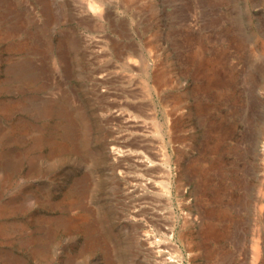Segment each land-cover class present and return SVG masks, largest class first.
Returning a JSON list of instances; mask_svg holds the SVG:
<instances>
[{
	"label": "rangeland",
	"instance_id": "obj_1",
	"mask_svg": "<svg viewBox=\"0 0 264 264\" xmlns=\"http://www.w3.org/2000/svg\"><path fill=\"white\" fill-rule=\"evenodd\" d=\"M263 172L264 0H0V264H264Z\"/></svg>",
	"mask_w": 264,
	"mask_h": 264
},
{
	"label": "bare ground",
	"instance_id": "obj_2",
	"mask_svg": "<svg viewBox=\"0 0 264 264\" xmlns=\"http://www.w3.org/2000/svg\"><path fill=\"white\" fill-rule=\"evenodd\" d=\"M17 30V29H16ZM97 41V40H96ZM98 41H100V40H98ZM29 46V45H28ZM98 46V45H97ZM101 47V46H100ZM114 47V46H113ZM27 48V47H26ZM94 48V47H93ZM96 48V47H95ZM124 50V49H123ZM99 52V51H98ZM106 52V51H105ZM104 52V53H105ZM118 52V51H117ZM125 52V51H124ZM92 53V52H91ZM102 53V52H101ZM120 54V53H119ZM132 55V54H131ZM97 56V55H96ZM92 58H93V56H92ZM120 58V57H119ZM121 60V59H120ZM122 60H123V58H122ZM115 61V60H114ZM94 62V61H93ZM124 62V61H123ZM24 63V62H23ZM130 63V62H129ZM132 63V62H131ZM130 63V64H131ZM95 64V63H94ZM122 64V63H121ZM108 65V64H107ZM113 65V64H112ZM124 65V64H123ZM125 66V65H124ZM128 66V65H127ZM132 66V65H131ZM22 67H24V66H22ZM104 67V66H103ZM25 70V69H24ZM29 70V69H28ZM97 70V69H96ZM95 70V71H96ZM115 70V69H114ZM113 70V71H114ZM94 71V72H95ZM114 73V72H113ZM128 73V72H127ZM126 73V74H127ZM109 74H110V72H109ZM104 75V74H103ZM120 75V74H119ZM105 76V75H104ZM103 76V77H104ZM127 76V75H126ZM88 77V76H87ZM122 77H124V76H122ZM127 79V78H126ZM92 80V79H91ZM96 80V79H95ZM99 80V79H98ZM100 80H102V79H100ZM117 80V79H116ZM123 80H125V79H123ZM133 80V79H132ZM105 81V80H104ZM126 81V80H125ZM24 82V81H23ZM116 82V81H115ZM122 82V81H121ZM133 82V81H132ZM93 83V82H92ZM102 83V82H101ZM100 82H98V81H95V83H94V86H95V91L97 92V93H99L100 91V88H99V86H100V84H101ZM25 84V83H24ZM132 84V83H131ZM60 84H58V86H59ZM122 84H120V86H121ZM130 85V84H129ZM132 85H134V84H132ZM151 85V84H150ZM62 86V85H61ZM23 87V86H22ZM130 87H131V85H130ZM159 87V86H158ZM58 88H60V87H58ZM91 88V87H90ZM52 89V88H51ZM62 89V88H61ZM110 89V88H109ZM130 90V89H129ZM61 91V90H60ZM120 91V90H119ZM101 93V92H100ZM174 93V92H173ZM56 95H57V93H56ZM90 95V94H89ZM102 94H100L99 96H101ZM108 95V94H107ZM113 95V94H112ZM119 95V94H118ZM63 96V95H62ZM92 96H94V95H92ZM104 96V95H103ZM110 96H111V94H110ZM134 96V95H133ZM132 96V97H133ZM106 97V96H105ZM116 97V96H115ZM119 97H121V96H119ZM118 97V98H119ZM135 97V96H134ZM35 98V97H34ZM95 99V98H94ZM98 99V98H97ZM96 99V100H97ZM181 99V98H180ZM50 100V99H49ZM49 100H47V101H49ZM64 100V99H63ZM88 100V99H87ZM99 100V99H98ZM97 100V101H98ZM118 100V99H117ZM60 101V100H59ZM94 101V100H93ZM61 102V101H60ZM115 102V101H114ZM117 102V101H116ZM125 102V101H124ZM33 103V102H32ZM46 103H48V102H46ZM84 103V102H83ZM91 103V102H90ZM109 103V102H108ZM135 103V102H134ZM38 104V103H37ZM45 104V103H44ZM61 104V103H60ZM99 104V103H98ZM114 104V103H113ZM116 104V103H115ZM118 104V103H117ZM127 104V103H126ZM189 104V103H188ZM202 104H203V102H202ZM57 105V104H56ZM59 105V104H58ZM64 105V104H63ZM94 105V104H93ZM111 105V104H110ZM120 105H122V104H120ZM119 105V106H120ZM138 105V104H137ZM41 106V105H40ZM101 106V105H100ZM139 106V105H138ZM138 106H136L137 108H139ZM49 107V106H48ZM111 107H113V106H111ZM133 107V106H132ZM141 107V106H140ZM33 108V107H32ZM54 108V107H53ZM73 108V107H72ZM71 108V109H72ZM83 109V108H82ZM95 109V108H94ZM104 109V108H103ZM107 109V108H106ZM34 110V109H33ZM61 110V109H60ZM67 110V109H66ZM87 110V109H86ZM91 110V109H90ZM98 110H100V109H98ZM179 110V109H178ZM194 110H196V109H194ZM94 111V110H93ZM56 112V111H55ZM98 112V111H97ZM105 112H108V111H105ZM111 112H113V111H111ZM182 112V111H181ZM190 112H192V111H190ZM197 112V111H196ZM41 113V112H40ZM58 113V112H57ZM76 113V112H75ZM104 113V112H103ZM179 113V112H178ZM93 114V113H92ZM97 114V113H96ZM189 114V113H188ZM202 114V113H201ZM42 115V114H41ZM40 114H39V116H41ZM47 115V114H46ZM62 115V114H61ZM102 115V114H101ZM179 115V114H178ZM193 115V114H192ZM44 116V115H43ZM60 116V115H59ZM92 116V115H91ZM111 116V115H110ZM74 117V116H73ZM81 117V116H80ZM79 117V118H80ZM168 117V116H167ZM173 117V116H172ZM175 117V116H174ZM38 118V117H37ZM97 118V117H96ZM101 118V117H100ZM112 118V117H111ZM117 118V117H116ZM65 119V118H64ZM94 119V118H93ZM98 119V118H97ZM118 119V118H117ZM169 119V118H168ZM180 119V118H179ZM200 119V118H199ZM89 120V119H88ZM92 120V119H91ZM106 120V119H105ZM119 120V119H118ZM58 121H60V120H58ZM62 121V120H61ZM111 121V120H110ZM120 121H122V120H120ZM77 122V121H76ZM83 122V121H82ZM85 122V121H84ZM100 122V121H99ZM125 122H127V121H125ZM67 123V122H66ZM86 123V122H85ZM93 123V122H92ZM121 124L123 123V122H120ZM216 123V122H215ZM31 124V123H30ZM90 124V123H89ZM95 124H97V123H95ZM127 124V123H126ZM125 124V125H126ZM168 124H169V122H168ZM177 124V123H176ZM217 124V123H216ZM37 125V124H36ZM26 126V125H25ZM52 126V125H51ZM71 126V125H70ZM75 126V125H74ZM85 126V125H84ZM101 126V125H100ZM99 126V127H100ZM118 126V125H117ZM215 126V125H214ZM55 127V126H54ZM61 127V126H60ZM82 127V126H81ZM120 127V126H119ZM125 127V126H124ZM22 128V127H21ZM48 128V127H47ZM95 128V127H94ZM100 128H102V127H100ZM99 128V129H100ZM107 128V127H106ZM113 128V127H112ZM167 128H169V127H167ZM217 128V127H216ZM83 129V128H82ZM85 129V128H84ZM83 129V130H84ZM202 129V128H201ZM19 130V129H18ZM24 130V129H23ZM85 130H88V129H85ZM90 130H92V129H90ZM107 130V129H106ZM120 130V129H119ZM68 131V130H67ZM73 131H74V129H73ZM76 131V130H75ZM129 131V130H128ZM215 131V130H214ZM26 132V131H25ZM99 132V131H98ZM104 132V131H103ZM110 132V131H109ZM108 132V133H109ZM123 132H125V131H123ZM77 133V132H76ZM110 133H112V132H110ZM213 133H215V132H213ZM36 134V133H35ZM35 134H33V135H35ZM38 134V133H37ZM50 134H52V133H50ZM53 134H55V133H53ZM52 134V135H53ZM66 134V133H65ZM113 135H114V132L112 133ZM118 134V133H117ZM129 134H131V132L130 133H128V135ZM41 135V134H40ZM56 135V134H55ZM102 135V134H101ZM123 135H124V133H123ZM134 135V134H133ZM201 135V134H200ZM43 136V135H42ZM45 136V135H44ZM75 136H77V135H75ZM83 136V135H82ZM100 136V135H99ZM104 136V135H103ZM24 137V136H23ZM110 137H111V135H110ZM110 137H109V139H110ZM121 137V135L120 136H117V138H120ZM130 137H132V136H130ZM137 137V136H136ZM141 137V136H140ZM51 138H52V136H51ZM83 138V137H82ZM97 138H99V137H97ZM20 140V139H19ZM132 140V139H131ZM130 140V141H131ZM137 140V139H136ZM144 140H146V139H144ZM204 140V139H203ZM217 140V139H216ZM37 141H39L38 139H37ZM41 141V140H40ZM52 141V140H51ZM180 141V140H179ZM58 142V141H57ZM69 142V141H68ZM99 142V141H98ZM138 142V141H137ZM77 143V142H76ZM93 143V142H92ZM119 143V142H118ZM122 143H124V142H122ZM136 143V142H135ZM162 143H164V142H162ZM171 143V142H170ZM190 143V142H189ZM65 144V143H64ZM95 144V143H94ZM101 144V143H100ZM124 144H126V143H124ZM128 144V143H127ZM147 144V143H146ZM149 144V143H148ZM205 144H207V143H205ZM212 144V143H211ZM106 145V144H105ZM130 145V144H129ZM166 145V144H165ZM60 146V145H59ZM113 146V145H112ZM142 146V145H141ZM148 146V145H147ZM167 146V145H166ZM169 146V145H168ZM179 146V145H178ZM69 147V146H68ZM100 147V146H99ZM116 147V146H115ZM118 147V146H117ZM121 147V146H120ZM157 147V146H156ZM202 147V146H201ZM220 147H221V145H220ZM79 148V147H78ZM80 148H82V147H80ZM90 148V147H89ZM110 148V147H109ZM133 148V147H132ZM137 148V147H136ZM149 148V147H148ZM160 148V147H159ZM180 148H182V147H180ZM184 148V147H183ZM213 148V147H212ZM73 149V148H72ZM84 149V148H83ZM119 150H120V148H118ZM166 149H168V148H166ZM210 149V148H209ZM80 150V149H79ZM102 150H103V148H102ZM116 150H117V148H114V150L113 151H115L116 152ZM164 150V149H163ZM169 150V149H168ZM175 150H177V149H175ZM195 150V149H194ZM193 150V151H194ZM48 151V150H47ZM81 151V150H80ZM110 151V150H109ZM118 151V150H117ZM123 151V150H122ZM158 151V150H157ZM192 151V150H191ZM54 152V151H53ZM52 152V153H53ZM59 152V151H58ZM85 152V151H84ZM99 152V151H98ZM151 152H153V151H151ZM187 152V151H186ZM190 152V151H189ZM86 153V152H85ZM90 153V152H89ZM103 153V152H102ZM138 153V152H137ZM149 153V152H148ZM158 153V152H157ZM173 153V152H172ZM176 153H178V152H176ZM211 154H212V152H210ZM219 153H220V151H219ZM81 154H82V152H81ZM80 154V155H81ZM101 154V153H100ZM104 154V153H103ZM171 154V153H170ZM206 154V153H205ZM214 154V153H213ZM35 155V154H34ZM116 155V154H115ZM126 155V154H125ZM141 155V154H140ZM143 155V154H142ZM152 155H154V154H152ZM91 156V155H90ZM135 156V155H134ZM200 156V155H199ZM220 156V155H219ZM86 157V156H85ZM88 157V156H87ZM86 157V158H87ZM101 157V156H100ZM111 157H112V154L110 153V152H106L105 153V160L108 162V160L109 159H111ZM136 157H138V156H136ZM171 157V156H170ZM190 157V156H189ZM196 157V156H195ZM198 157V156H197ZM89 158V157H88ZM97 158V157H96ZM102 158V157H101ZM104 158V157H103ZM115 158V157H114ZM116 158H118L117 159V161L115 162V163H113V162H111V165H110V169H111V171H112V173L114 174V175H117V173L119 172V173H123L124 171H125V169H126V166H125V157H123V158H119V157H116ZM262 158V157H261ZM85 159V158H84ZM127 160H133L134 158L132 157V156H128V158H126ZM141 159V158H140ZM155 159V158H154ZM168 159H169V157H168ZM198 159V158H197ZM203 159V158H202ZM223 159V158H222ZM86 160V159H85ZM97 160V159H96ZM102 160V159H101ZM104 160V159H103ZM102 160V161H103ZM104 160V161H105ZM113 160V159H112ZM147 160V159H146ZM191 160V159H190ZM196 160V159H195ZM215 160V159H214ZM99 161V160H98ZM136 161V160H135ZM149 161V160H148ZM164 161V160H163ZM173 161V160H172ZM175 161V160H174ZM110 162V161H109ZM134 162V161H133ZM150 162H152V159L150 160ZM150 162H144V160H142L141 161V163L139 164L138 162L137 163H135L138 167H140V168H144V169H146V174H153V167H152V163L150 164ZM213 162V161H212ZM101 163V162H100ZM214 163V162H213ZM224 163V162H223ZM90 164V163H89ZM95 164V163H94ZM98 164V163H97ZM105 164V163H104ZM127 164V163H126ZM130 164V163H129ZM88 165V164H87ZM177 165V164H176ZM179 165V164H178ZM186 165V164H185ZM208 165V164H207ZM261 165V164H260ZM161 166H163V164H161ZM88 167H89V165H88ZM93 167V166H92ZM109 167V166H108ZM129 167H130V165H129ZM131 167H133V166H131ZM136 167V166H135ZM177 167V166H176ZM179 167V166H178ZM217 167V166H216ZM105 168H107V167H105ZM184 168V167H183ZM206 169H207V167H205ZM260 168H262V167H260ZM130 169V168H129ZM136 169V168H135ZM173 169V168H172ZM136 170H138V169H136ZM143 170V169H142ZM163 170V169H162ZM195 170V169H194ZM204 170V169H203ZM202 170V171H203ZM219 170V169H218ZM128 171V170H127ZM173 171V170H172ZM217 171V170H216ZM87 172H89V170L87 171ZM92 172H93V170H92ZM108 172V171H107ZM140 172V171H139ZM185 172V171H184ZM187 172V171H186ZM142 173V172H141ZM143 173H145V172H143ZM182 173V172H181ZM214 173H215V171H214ZM264 173V172H263ZM90 174V173H89ZM136 174V173H135ZM164 174V173H163ZM167 174V173H166ZM200 174V173H199ZM210 174V173H209ZM88 175V174H87ZM93 175V174H92ZM113 175V176H114ZM129 175V174H128ZM155 175V174H154ZM159 175V174H158ZM201 175V174H200ZM212 175V174H211ZM210 175V176H211ZM134 176V175H133ZM137 176V175H136ZM143 176V175H142ZM170 176V175H169ZM173 176V175H172ZM183 176V175H182ZM195 176V175H194ZM209 176V175H208ZM262 176H264V174L262 175ZM138 177V176H137ZM149 177V176H148ZM158 177V176H157ZM162 177V176H161ZM185 177V176H184ZM88 178H89V176H88ZM115 178V177H114ZM143 178V177H142ZM155 178V177H154ZM163 178V177H162ZM193 178V177H192ZM191 178V179H192ZM139 179V178H138ZM137 179V180H138ZM141 179V178H140ZM147 179V178H146ZM146 179H145V181H146ZM180 179V178H179ZM190 179V178H189ZM199 179V178H198ZM91 180V179H90ZM118 185L119 186H121V189H122V192L124 193V197H125V199H130V198H134L135 197V199H132V202L131 203H133V204H137V203H142L144 200H146V199H148V195H147V191H149L148 189H151L152 187H155V184H153V182H152V184H148V183H150L149 181H148V183H146V182H141V186H143V187H139L138 189H136V190H134L133 192H130L129 191V187H127V185L129 184V182H128V178H126L125 179V177L123 178V176L122 177H119L118 176ZM149 180V179H148ZM169 180V179H168ZM177 180V179H176ZM185 180V179H184ZM188 180V179H187ZM201 180H203V179H201ZM212 180V179H211ZM217 180V179H216ZM85 181V180H84ZM158 182V181H157ZM202 182V181H201ZM221 182V181H220ZM162 183V182H161ZM177 183H178V181H177ZM93 184V183H92ZM135 184V183H134ZM140 184V183H139ZM157 184V183H156ZM163 184H165V183H163ZM185 184V183H184ZM193 184V183H192ZM83 185V184H82ZM90 185V184H89ZM202 184L200 183V186H201ZM213 185V184H212ZM214 185H216V184H214ZM221 185V184H220ZM192 186V185H191ZM82 187H84V186H82ZM92 187V186H91ZM111 187H112V185H111ZM175 187V186H174ZM198 187V186H197ZM158 188V187H157ZM161 188V187H160ZM164 189H165V187H163ZM167 188H169V187H167ZM176 188H179V187H176ZM204 188V187H203ZM87 189V188H86ZM116 189V188H115ZM172 189V188H171ZM180 189V188H179ZM220 189V188H219ZM88 190V189H87ZM159 190V189H158ZM222 190V189H221ZM224 190V189H223ZM222 190V191H223ZM119 191V190H118ZM121 191V190H120ZM191 191V190H190ZM196 191V190H195ZM221 191V192H222ZM151 192V191H150ZM160 192V191H159ZM208 192V191H207ZM264 192V191H263ZM112 193H113V191H112ZM119 193H121V192H119ZM158 193V192H157ZM164 193V192H163ZM190 193V192H189ZM205 193V192H204ZM220 193V192H219ZM219 193H218V195H219ZM84 194V193H83ZM155 194H156V192H155ZM159 194H161V193H159ZM158 194V195H159ZM178 194V193H177ZM210 194V193H209ZM119 195V194H118ZM122 195V194H121ZM152 195V194H151ZM157 195V194H156ZM154 196V195H153ZM199 196V195H198ZM206 196V195H205ZM212 196V195H211ZM221 196V195H220ZM219 196V197H220ZM225 196V195H224ZM122 197V196H121ZM118 198V197H117ZM202 198V197H201ZM216 198V197H215ZM225 198V197H224ZM153 199V198H152ZM158 199V198H157ZM179 199V198H178ZM212 199H214V198H212ZM232 199V198H231ZM240 199V198H239ZM118 200V199H117ZM120 200V199H119ZM123 200V199H122ZM207 201H208V199H207ZM221 201V200H220ZM223 201V200H222ZM144 202H147V201H144ZM233 202V201H232ZM240 202V201H239ZM118 203V202H117ZM127 203V202H126ZM128 203H129V201H128ZM226 203V202H225ZM234 203H235V201H234ZM202 204V203H201ZM209 204V203H208ZM212 204V203H211ZM220 204V203H219ZM229 204H230V202H229ZM152 205H153V202H152ZM139 206V205H138ZM155 206H157V205H155ZM185 206V205H184ZM195 206H197V205H195ZM263 206V205H262ZM261 206V207H262ZM140 207H142V206H140ZM233 207V206H232ZM145 208V207H144ZM147 208V207H146ZM180 208V207H179ZM194 208V207H193ZM219 208V207H218ZM141 209V208H140ZM221 209H223V208H221ZM237 209V208H236ZM124 210V209H123ZM150 210V209H149ZM152 210V209H151ZM187 210V209H186ZM206 210V209H205ZM220 210V209H219ZM137 211V210H136ZM143 211V210H142ZM155 211V210H154ZM238 211V210H237ZM153 212V211H152ZM183 212V211H182ZM206 212V211H205ZM223 212V211H222ZM122 213V212H121ZM125 213V212H124ZM139 213H143V212H139ZM146 213V212H145ZM155 213V212H154ZM186 213V212H185ZM198 213V212H197ZM196 213V214H197ZM204 213V212H203ZM208 213H210V212H208ZM128 217L127 218H135V217H137L138 216V212H136V213H133L130 209L128 210ZM152 214V213H151ZM157 214V213H156ZM211 214V213H210ZM124 215V214H123ZM144 215V214H143ZM143 215H141V216H143ZM199 215V214H198ZM208 215V214H207ZM122 216V215H121ZM202 216V215H201ZM227 216V215H226ZM149 217V216H148ZM148 217H146L147 219H148ZM158 216H156V218H157ZM192 217V216H191ZM196 217V216H195ZM207 217H209V216H207ZM218 217V216H217ZM222 217V216H221ZM240 217V216H239ZM62 218V217H61ZM139 218V217H138ZM155 218V217H154ZM212 218H213V216H212ZM230 218V217H229ZM121 219V218H120ZM146 219V220H147ZM165 219V218H164ZM223 219V218H222ZM225 219V218H224ZM61 221H63V220H61ZM132 221V220H131ZM162 221V220H161ZM160 221V222H161ZM185 221V220H184ZM237 221V220H236ZM142 222V221H141ZM190 222V221H189ZM127 223V222H126ZM144 223V222H143ZM147 223V222H146ZM188 223V222H187ZM200 223V222H199ZM241 223V222H240ZM62 224V223H61ZM133 224V223H132ZM151 224H152V222H151ZM194 224V223H193ZM203 224V223H202ZM208 224V223H207ZM229 224V223H228ZM227 224V225H228ZM234 224H235V222H234ZM68 225V224H67ZM162 225V224H161ZM186 225V224H185ZM138 226H139V224H138ZM145 226V225H144ZM143 226V227H144ZM140 227V226H139ZM237 227V226H236ZM132 228V227H131ZM134 228V227H133ZM147 228H148V226H147ZM160 228V227H159ZM233 228V227H232ZM237 228H239V227H237ZM137 229V228H136ZM165 229H166V227H165ZM173 229V228H172ZM239 230V229H238ZM146 231H148V230H146ZM145 231V232H146ZM215 231V230H214ZM223 231V230H222ZM144 232V233H145ZM157 232V231H156ZM189 232V231H188ZM212 232V231H211ZM221 232V231H220ZM174 234V233H173ZM199 234V233H198ZM223 234H225V233H223ZM172 235V234H171ZM231 235V234H230ZM135 236H136V234H135ZM192 236V235H191ZM204 236V235H203ZM215 236V235H214ZM153 237H155V236H153ZM188 237V236H187ZM225 237V236H224ZM135 238V237H134ZM136 238H139V237H136ZM191 238V237H190ZM151 239V238H150ZM155 239H157V238H155ZM201 239V238H200ZM142 240V239H141ZM162 240H163V238H162ZM215 240V239H214ZM200 241V240H199ZM145 242V241H144ZM155 242V241H154ZM158 242V241H157ZM187 242V241H186ZM196 242V241H195ZM149 243V242H148ZM188 243H189V241H188ZM146 244V243H145ZM166 244V243H165ZM159 245V244H158ZM143 247V246H142ZM158 247V246H157ZM196 247H198V246H196ZM192 248V247H191ZM161 249V248H160ZM258 249V248H257ZM257 249H255V250H257ZM192 252V251H191ZM256 252V251H255ZM254 254H257V252L256 253H254ZM258 256V255H257ZM256 256V257H257Z\"/></svg>",
	"mask_w": 264,
	"mask_h": 264
}]
</instances>
